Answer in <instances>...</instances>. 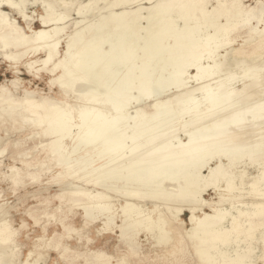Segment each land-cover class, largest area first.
Segmentation results:
<instances>
[{
    "label": "bare ground",
    "instance_id": "bare-ground-1",
    "mask_svg": "<svg viewBox=\"0 0 264 264\" xmlns=\"http://www.w3.org/2000/svg\"><path fill=\"white\" fill-rule=\"evenodd\" d=\"M248 1L107 0L108 12L96 30L91 33L87 26L74 32L63 54L59 34L67 27L65 15L54 14V5L45 3L42 29L24 39L34 41L31 54L43 50L46 57L29 66L40 64L37 72L52 74L51 85L65 99L29 91L19 99L0 86V127L31 128L28 136L40 140L30 148L41 151L35 161L27 159L29 150H20L23 142L15 141L13 160L23 158L27 170L11 167L10 179L16 186L26 176L39 183L42 168L51 172L57 166L62 171L46 184L57 183L88 170L97 157L103 163L78 185L60 188L54 210L64 216L51 218L64 234L56 231L47 239L46 227L21 264H47L40 261V250L50 240L49 247L62 249L67 264H127L128 257L141 253L142 234L155 247L171 244L163 255L175 253L183 235L195 255L193 264H264V64H257L264 51V0H254V6ZM5 2L27 18L19 4ZM68 2L63 3L66 11ZM4 12L0 41L19 30L12 21L4 24ZM53 22L63 25L50 28ZM244 30L248 36L235 48ZM195 81L199 85L191 92L159 100L167 90L180 91ZM12 85L18 87V81ZM179 120H186L180 128ZM5 150L0 148V157ZM250 167L258 174L250 176ZM209 189L217 192L218 201L205 197ZM247 196L253 200L244 201ZM80 210L84 227L101 222L99 237L120 232L127 252L115 256L87 248L78 254L62 247L64 237L79 231L72 219ZM186 212L189 229L183 226ZM33 219L40 224L39 216ZM18 233L0 216V264H14L19 256Z\"/></svg>",
    "mask_w": 264,
    "mask_h": 264
},
{
    "label": "rangeland",
    "instance_id": "rangeland-1",
    "mask_svg": "<svg viewBox=\"0 0 264 264\" xmlns=\"http://www.w3.org/2000/svg\"><path fill=\"white\" fill-rule=\"evenodd\" d=\"M11 1L12 4H14L13 3L14 1L15 4H19L21 6L20 8L23 9L24 13L25 14L27 13L26 14L27 18H24L22 13L17 11L16 5L13 6L11 4H7L5 0H0V6H2L0 7L1 9L0 12L5 11L4 14H7V21H4V24H8L9 22L12 21L14 23L13 24L14 28L19 29L16 30L14 35H9L7 36V38L2 39L0 41V86L6 87L16 98L19 99H22L26 96L25 91H29V92H35L36 96L38 97L39 95H46V96H50L51 98H56L58 100H64L65 96L60 92V89L57 86L51 85V80L54 78L52 74H50L45 70L37 72V69H40L42 67L40 64L36 65L35 67L36 69L30 68L29 64L33 63L35 60L44 59L46 57V53L42 50L37 54H31L30 50H32L35 45L34 41L31 38L27 40H25L24 38L33 36L34 32L42 29L41 17H43L46 14L45 7L47 5L45 3H50L51 5H54V7L52 8L54 14L65 15L63 24L67 27H65V30H63L59 34L60 52L61 54H63L67 49L68 43L72 40L74 32H76L77 30L80 31L81 29L86 28L87 26L88 29L91 31V33L92 31L96 30L97 23L108 12V10H105L107 8L106 7L107 0L106 1L105 0H100V1L99 0H93V1L92 0H80V1L79 0H27V1L11 0ZM67 2L70 3V5L68 6L66 11V9L64 8L65 7L64 4H67ZM247 3L253 6L255 5L254 0H249ZM212 4H214V2H212ZM212 4L210 3L208 5V8L212 7ZM84 6H86L87 8H85ZM120 7L123 8L122 6ZM120 7H116L118 10L116 8L114 10L118 13V11H120L119 9H121ZM78 11L80 12V14ZM99 15L101 16L98 17ZM2 24H0V26ZM63 24L61 22H58L57 24L53 22L50 24L49 27L51 28L56 25L59 26ZM82 25L83 27H81ZM246 36H248L247 33L243 34L242 38L238 37L237 42L234 44V47L235 48L240 47L241 44H243L244 37ZM261 55L262 56L257 61L258 65L260 64V62H262V65L264 64V51L261 52ZM252 56L257 57V55H251L249 58H253ZM234 68L235 67H233V69ZM226 71L227 69L225 68V71L222 74H220L219 77L221 78V76L225 74ZM240 72L241 71H239V73ZM13 81H18V87L15 88L12 85ZM198 85L199 83L195 81V82H191L190 85H187L186 87H184L185 89L182 88V90L180 91H176L175 88L169 89L167 90V92L164 93L165 98L162 99L163 98L162 97L159 98V100L165 101V99L169 97H170L169 99H175V97H180L184 94H187L189 90H190L189 92H191L193 88L196 89ZM260 85L263 88V92H262L263 94L262 93L261 94L264 96V83ZM257 86L258 88L261 87L259 86V83H256V87ZM71 97H69L68 100H70L72 104H75L76 99L74 98L75 100L74 99L72 100ZM177 122L178 123H176V127L179 125L178 128H180L183 125H185L186 120H179ZM206 122L208 123L209 121ZM19 126L20 125L17 124L12 126L11 123H6L0 127V148L3 149L6 147L4 154L1 155L0 157V161L2 162L0 167V171H1V177H0L1 204L0 205L4 204L2 208H4L6 211L3 209L4 214L0 216H3L5 219L7 218V220H10L12 226L18 229L19 231L17 237V241H18L17 244L19 245L20 253L18 254V252H16L19 256L16 257L17 259L15 258L14 264H21V262L27 259V255L29 254L30 250H33L35 248V245L39 244V242H37L36 240L44 236V229H46V227H47L46 229L47 239L53 238L54 237L53 235L55 234L56 231H59V233L64 234L63 228L58 224H54V219L51 218V216L54 215L58 217L57 219H60L62 216H64V213L60 214L59 211L56 212L54 210L58 205H60V201L59 199H53V197L57 193H59L60 188H63L65 186L74 187L78 185V182L81 180V177L88 176L89 171H92L95 168L97 169L103 163L102 159L101 158L98 159L97 157L95 158V162L91 165V167L88 170L81 172L80 174L74 177H66V178L64 177L62 180H60L57 183L53 182L49 184H46L49 181V179L53 176L56 177L58 173H60V171L62 170H56L57 166H55L51 172H48L46 171L47 168L44 167L42 168L44 169L43 170L44 172L42 173L43 175L41 181L42 183L34 182L29 177L26 176L21 180L19 185L16 186L13 184V182L10 179V175H11L10 168L15 166L18 169H21L22 172L24 173V171L27 170V167H25L22 164L21 160L23 158L17 157L18 158L17 161L13 160V156H15L14 152H16V149H18L15 148L14 145L15 141L21 140L23 142L24 148L23 149L20 148V150H29L30 153L27 156L28 160L35 161L38 158L39 154L41 155L40 150L39 151L30 150V148L34 147L37 141L40 142L39 139H35L36 140L35 141L31 136H28V134L31 132L30 131L31 128H27L25 130L20 131L18 130ZM76 134L77 132L74 131L72 133V137L67 138V144L69 146L74 144L73 139H75ZM180 137L185 139V137L182 134H180ZM70 140H72L73 142L72 141L70 142ZM85 150H82L80 154L85 153ZM123 155L127 156V154H123ZM108 157L109 156L105 157L104 160L107 159ZM213 165L215 164L213 163ZM58 169H60V167H58ZM207 172L205 173L207 174ZM257 174H258L257 170L250 167L249 175L253 176ZM72 180L73 182L76 183L70 185V181ZM205 197L208 200H212V201L219 200V196L217 195V192L214 189H209ZM46 199H49L50 202L47 203ZM249 200L251 201L253 200V198L247 196L244 199V201L247 202H249ZM146 205H148L150 208L153 207V204L151 202H148ZM209 212L210 211L206 210V213ZM81 213H82L81 210L76 211V214L72 219L74 227L77 228L79 231L77 232L73 231L69 233L72 237L71 239H69L68 237H64L61 242L62 247L69 246L72 249V251L74 250L78 254L80 252L82 254L87 250V248L89 249L100 248L110 254H114L115 256H118L120 252H122L123 254L127 252V248H126L127 246H125V244L121 243L119 240L118 235L120 234V232H118L117 235H113V234L109 235L110 236L109 238H107V234L99 237L97 233V229L102 226L101 222L92 224L90 227H84V221L82 219ZM5 214H7L6 217L4 216ZM33 216H39L41 218L40 224H35ZM189 216L190 215L188 212H186L185 215L182 216L183 221L185 222L183 226L186 229L190 228V224L188 223L190 218ZM178 233H181V230L178 231ZM80 234H82L83 236L87 235L88 237L94 239L95 242L93 244H88L86 238L84 237L80 238ZM173 234L175 235V232H173ZM181 237H182L181 240L182 242L179 249H177L175 253L163 255L161 251L162 250L165 251V249L168 248V246H171V244L168 246H164L162 248L158 246L155 247L153 243L146 241V235L142 234L140 240L142 244L141 247L142 254L140 253L138 256L128 257L127 264H193V258H195V255L193 254V251L190 250L189 246H187L186 238L183 237V235ZM51 241L52 240L49 241V245L54 244V241L52 242ZM49 245H47V248H44L42 251L40 250V252L43 254V257H41L40 261H45L47 262V264H57V263L67 264L65 262V258L60 257V253L63 252L62 249L60 250L51 249ZM257 245L258 247L259 246L261 247L263 244L261 241H259ZM182 248L183 250H181ZM260 252L261 249L257 250L256 255ZM64 256L66 257V255ZM82 262L83 260L81 261L79 260L78 264Z\"/></svg>",
    "mask_w": 264,
    "mask_h": 264
}]
</instances>
